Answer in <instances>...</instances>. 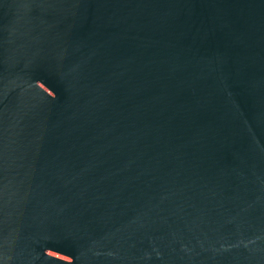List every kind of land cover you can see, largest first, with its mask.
Here are the masks:
<instances>
[{"label":"water","instance_id":"1","mask_svg":"<svg viewBox=\"0 0 264 264\" xmlns=\"http://www.w3.org/2000/svg\"><path fill=\"white\" fill-rule=\"evenodd\" d=\"M0 264H264V0H0Z\"/></svg>","mask_w":264,"mask_h":264}]
</instances>
